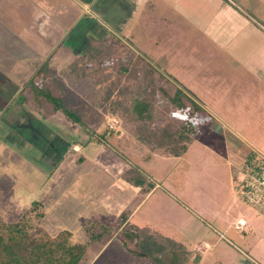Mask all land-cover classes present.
Returning <instances> with one entry per match:
<instances>
[{
  "label": "rangeland",
  "instance_id": "obj_1",
  "mask_svg": "<svg viewBox=\"0 0 264 264\" xmlns=\"http://www.w3.org/2000/svg\"><path fill=\"white\" fill-rule=\"evenodd\" d=\"M123 1L125 14L118 24L109 23V33L100 30L88 39L89 45L79 35L76 46H58L63 50L59 60L51 61L67 87L65 104L85 116L90 127L63 111L51 119L42 118L49 127L44 148L38 133L26 140L20 131L27 129H21V124L8 126L0 121V225L25 219L31 225L28 244L42 231L52 235L72 230L73 241L86 249L78 264H155L126 250L120 238L103 249L89 242L99 225L84 223L88 207L106 189L130 186L117 177L119 167L127 164L148 171L161 186L137 208L129 223L154 227L197 248V264H264V215L238 197L234 187L242 158L252 151L264 152V0ZM70 31L63 32V39ZM110 33L196 100L189 129L192 140L183 144L179 155L153 157L144 147L143 151L133 148L137 123L126 115L124 126L114 128L123 131V138L105 132L103 145L99 136H92V131L106 130L101 107L108 104L103 91L109 89L87 77L71 76L67 66L71 57L81 59L92 50L93 39ZM69 47L77 52L69 54ZM115 49L123 51L121 46ZM106 72L111 77L117 74L115 68ZM72 89H79V94ZM131 91L122 99L141 93ZM157 109L155 126L180 131L167 107L161 104ZM34 125L28 129L37 130ZM73 140L79 141V147ZM70 147L73 153L65 157ZM108 148L123 156L124 162ZM55 166L58 169L53 172ZM66 167L71 168L69 173L64 172ZM32 201L39 203L35 211ZM135 205L130 203L125 212L131 214ZM37 209L45 215L38 216ZM120 216L110 213L109 223L117 225ZM240 216L249 222L247 228H237ZM205 242L209 248L202 252L198 244Z\"/></svg>",
  "mask_w": 264,
  "mask_h": 264
},
{
  "label": "trees",
  "instance_id": "obj_2",
  "mask_svg": "<svg viewBox=\"0 0 264 264\" xmlns=\"http://www.w3.org/2000/svg\"><path fill=\"white\" fill-rule=\"evenodd\" d=\"M92 45V50L83 58L70 64L69 74L87 77L101 86L106 85L109 90L103 98L109 100L107 106L110 112L115 116L122 113L137 123L135 135L143 145L166 154L179 155L183 144L192 140L189 129L195 115L193 110L197 106L194 97L175 80L154 67L145 56L131 49L117 34L110 33L103 39H93ZM115 46L118 50L121 46L123 51H117ZM103 55L107 57L104 60ZM113 68L117 70V74L111 77L112 73L106 70ZM66 89L65 82L50 68L49 63L43 62L23 87L20 96L42 117H50L63 111L76 122L85 125L80 112L65 104ZM132 89H140L141 93L125 98L127 100L122 99ZM114 96L118 98L115 99ZM161 104L170 110L169 114L175 115L180 131L154 125L155 116L158 115L157 108ZM105 132L108 131L96 136L105 141ZM125 178L134 184L149 182L148 177L138 170L127 172ZM38 206L39 203H35L32 210L35 211ZM37 215L42 216L43 213L38 210ZM99 224L102 228L89 241L107 243L117 231L129 251L146 257L155 264L199 262L200 253L196 250L155 228L129 223L125 211L117 225ZM30 228V223L25 219L0 225V264H78L85 253V246L79 248L72 240V232L69 230H61L56 235L42 232L28 244L31 238Z\"/></svg>",
  "mask_w": 264,
  "mask_h": 264
},
{
  "label": "crops",
  "instance_id": "obj_3",
  "mask_svg": "<svg viewBox=\"0 0 264 264\" xmlns=\"http://www.w3.org/2000/svg\"><path fill=\"white\" fill-rule=\"evenodd\" d=\"M123 4H125L123 0H0V121L8 126L21 124V129H27L20 131L21 137L26 140L31 138L30 136H33L32 134L38 133V142H40V145L43 143L42 147L46 148L43 140L46 139V133L48 132L47 129L49 127H47L42 121V118L51 119L55 117L59 111L50 117H42L21 99V90L33 77L38 67L43 62H48L50 68L57 72V67L55 66V68H53L51 61H54V59L59 60V51H61L62 48L57 49L58 46L64 45L65 48L72 45L76 46L75 40H78L76 37L79 35L83 40L87 38V45H89L88 39L92 36L96 37L95 34L99 33L100 30L106 29L105 31L109 33V23L118 24L122 15L125 14L123 12V7H125ZM115 6H118L116 12L112 9H115ZM114 12L117 15L116 17L115 15H112ZM117 20L118 23L116 22ZM67 30H71L69 33L70 35L63 39V32ZM67 49L69 50V54H71L72 51L73 53L77 52L76 48L70 49L69 47ZM69 60L70 61L67 66L68 70L70 64L76 61V57H71ZM56 74L58 75L59 73ZM71 91L78 95L80 90L72 89ZM103 93L105 95L108 94L104 91ZM102 105L103 104H99L100 107ZM106 106L107 105L102 106L103 108L101 107V110L105 114L104 121L107 122V127H104L106 129L104 131L113 133L118 138H123V131H120V128L114 129L118 124L121 126V123H123L124 126L125 120L123 118V114L115 116L110 112L108 106L107 108ZM8 114H13V117L9 118ZM81 117L85 125L79 124L85 127H90L91 124L88 122L87 118H84L85 116L83 117V115H81ZM58 120L59 121L57 122H61V119ZM32 124H35L34 126H36L37 130L28 129V127H32ZM92 133V136H96V134H98L97 131H92ZM94 138L92 137L93 141ZM133 138L135 140V143L132 145L133 148L136 146H138L139 149L144 147L143 150H146L145 152H148L150 156L153 157L158 156V154L162 157L171 156V154L163 155L164 153L161 154L158 150H153L145 145H142V143L137 139L135 133L133 134ZM78 142L77 140H73L74 145L79 147L80 144L78 145ZM100 143L105 145L106 140L101 141ZM66 147L68 148V146ZM67 148L65 149L67 150ZM71 150L72 149L70 147L65 157L71 154ZM105 150L102 151V154L106 152ZM143 150L140 149V151ZM107 151H109L111 155L117 157L122 163L124 162L125 158L119 153L114 152L109 148ZM261 153L264 154L262 151ZM134 168L128 166L127 164L124 167L123 165L119 167L117 177L125 180L130 184V186L126 187L118 184L116 185L117 188H108L103 191L98 198L92 201L91 206L88 207L89 209L86 213L88 218L84 223L95 221L96 223H109L108 216L110 213L119 212L121 215L130 203L136 202L134 211L131 214H128L129 220L137 208L144 201L155 194L156 189L161 186H159L151 174L143 168H139L140 170L138 171H142L143 174L148 177L149 182L134 184L125 178V174L131 170H135ZM57 169L58 166H55L53 172H56ZM70 169H67L66 167L64 168V172L69 173ZM104 169L106 171L105 173H107L108 169ZM60 173L63 172L60 171ZM32 205L33 201L30 206ZM44 215L45 212L43 216ZM239 218L246 219L243 216H240ZM248 225L249 222L247 221L246 228ZM98 228H102V226L99 224ZM62 230L71 231L73 240L74 232L72 230ZM116 238H120L117 231H115L112 238L107 243L97 241L89 242L99 243L102 245L100 249H103ZM198 246L202 252L209 248V244L207 242H205V245L200 243ZM124 248L128 250L125 246ZM196 249L197 248H195V250ZM132 254L135 253L132 252ZM135 255L139 256L137 254Z\"/></svg>",
  "mask_w": 264,
  "mask_h": 264
},
{
  "label": "built area",
  "instance_id": "obj_4",
  "mask_svg": "<svg viewBox=\"0 0 264 264\" xmlns=\"http://www.w3.org/2000/svg\"><path fill=\"white\" fill-rule=\"evenodd\" d=\"M240 176L235 178V191L245 203L264 215V154L252 151L237 164ZM236 226L244 229L247 221L237 219Z\"/></svg>",
  "mask_w": 264,
  "mask_h": 264
}]
</instances>
